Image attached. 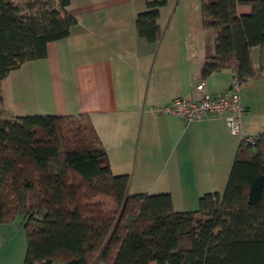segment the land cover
Returning a JSON list of instances; mask_svg holds the SVG:
<instances>
[{"label":"trees","instance_id":"trees-1","mask_svg":"<svg viewBox=\"0 0 264 264\" xmlns=\"http://www.w3.org/2000/svg\"><path fill=\"white\" fill-rule=\"evenodd\" d=\"M69 4L0 0V84L72 34ZM167 4L146 0L136 18L140 38L160 42L157 20ZM241 6L251 13L239 14ZM201 14L215 34L204 77L228 68L241 86L262 77L264 0H201ZM256 47L259 70L251 62ZM3 115L0 97V224L24 227V264H264V134L242 139L222 195L176 212L170 195H129V178L111 173L89 119Z\"/></svg>","mask_w":264,"mask_h":264},{"label":"crops","instance_id":"crops-1","mask_svg":"<svg viewBox=\"0 0 264 264\" xmlns=\"http://www.w3.org/2000/svg\"><path fill=\"white\" fill-rule=\"evenodd\" d=\"M146 0H70L72 34L47 45L44 59L24 64L0 84L3 113L85 117L106 152L114 176H127L129 195H170L176 212L198 210L206 194L222 195L242 137L231 135L225 117L186 123L156 114L175 98L213 96L234 81L231 68L203 75L215 56V34L202 24L201 0H168L159 10V43L140 38L136 18ZM251 13L250 6L238 8ZM251 62L261 69L259 47ZM247 114L244 136L264 134V75L241 88ZM108 210L116 206L101 199ZM28 245L19 222L0 224V264H24ZM156 264V263H151Z\"/></svg>","mask_w":264,"mask_h":264},{"label":"built area","instance_id":"built-area-1","mask_svg":"<svg viewBox=\"0 0 264 264\" xmlns=\"http://www.w3.org/2000/svg\"><path fill=\"white\" fill-rule=\"evenodd\" d=\"M242 86L238 82L237 74L234 73V81L230 88L217 96L207 92L205 83L198 85L197 90L200 98L194 100L191 96L175 98L168 105L154 108L156 114L164 116H177L186 123L201 121L211 117H225L228 129L233 136L246 138L253 142V136H244L241 128L242 119L247 114V109L241 100Z\"/></svg>","mask_w":264,"mask_h":264},{"label":"rangeland","instance_id":"rangeland-1","mask_svg":"<svg viewBox=\"0 0 264 264\" xmlns=\"http://www.w3.org/2000/svg\"><path fill=\"white\" fill-rule=\"evenodd\" d=\"M14 2H15V3H23L24 0H14ZM3 118H8V117H6L5 115H3ZM8 119H9V118H8Z\"/></svg>","mask_w":264,"mask_h":264}]
</instances>
